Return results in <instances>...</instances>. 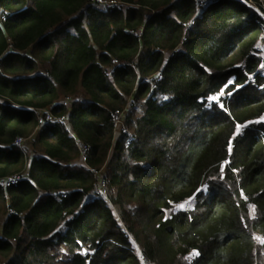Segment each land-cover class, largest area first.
<instances>
[{"label":"trees","instance_id":"trees-1","mask_svg":"<svg viewBox=\"0 0 264 264\" xmlns=\"http://www.w3.org/2000/svg\"><path fill=\"white\" fill-rule=\"evenodd\" d=\"M115 1L0 0V264H264V0Z\"/></svg>","mask_w":264,"mask_h":264},{"label":"built area","instance_id":"built-area-1","mask_svg":"<svg viewBox=\"0 0 264 264\" xmlns=\"http://www.w3.org/2000/svg\"><path fill=\"white\" fill-rule=\"evenodd\" d=\"M98 3H114L116 2L115 0H94ZM207 1L205 0H202V3L205 4ZM253 4V3H251ZM257 7V6H255ZM258 10H259V7H257ZM135 34H139L138 31L134 32ZM262 44V42H258V49L261 50L260 48V45ZM263 45V44H262ZM118 61L116 59H112L111 60V65L110 67L106 70V75H110L111 72L113 71L114 69V66L118 65ZM157 79L159 78V76L157 75L156 77ZM35 112H36V116H37V119H38V122H43V121H55V122H58L60 124H62L64 127H66L67 129H69V132L71 133L70 131V127L68 126L67 124V121H66V117L64 115H56L55 113H52L50 109L48 108H41V109H34ZM125 109H117L114 111L113 113V134H114V137L116 138L117 135L120 133V132H124V131H129L127 125L125 124ZM72 134V133H71ZM25 139L21 138V137H18L15 139V144L17 145H22L23 142H24ZM76 143L78 145V148H79V151H80V154H81V159L84 161V153H85V150H86V146L81 143L79 140L76 139ZM20 179V174L19 173H15V174H11V175H7L3 178L0 179V185L6 189L8 188L9 186L11 185H15ZM184 208L187 209L188 208V203L184 204Z\"/></svg>","mask_w":264,"mask_h":264},{"label":"rangeland","instance_id":"rangeland-1","mask_svg":"<svg viewBox=\"0 0 264 264\" xmlns=\"http://www.w3.org/2000/svg\"><path fill=\"white\" fill-rule=\"evenodd\" d=\"M260 48H261V50H260V54L264 57V45H260ZM61 99H64V97L63 98H61ZM73 99V96H70L69 97V99L67 100L68 102H69V100H72ZM135 105L138 107L137 108V111H139L140 110V107H141V102L139 101V102H136L135 103ZM27 143H26V145L24 146L25 147V150L27 151V153L28 154H30V152H31V146H30V144H28V141H26ZM99 176V175H98ZM101 183V185L103 184L102 183V180H100L99 181V184ZM105 188V187H104ZM112 206V208H113V211H114V213H115V215L116 216H118L119 215V209H118V207L117 206H115L114 204H112L111 205ZM3 218V217H2Z\"/></svg>","mask_w":264,"mask_h":264},{"label":"snow or ice","instance_id":"snow-or-ice-1","mask_svg":"<svg viewBox=\"0 0 264 264\" xmlns=\"http://www.w3.org/2000/svg\"><path fill=\"white\" fill-rule=\"evenodd\" d=\"M261 119L264 120V117H262ZM229 150H231V146H230ZM261 242L264 243V239H262ZM197 254H198V253H197Z\"/></svg>","mask_w":264,"mask_h":264}]
</instances>
